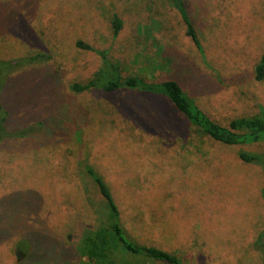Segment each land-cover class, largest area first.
Returning <instances> with one entry per match:
<instances>
[{
    "label": "rangeland",
    "instance_id": "obj_1",
    "mask_svg": "<svg viewBox=\"0 0 264 264\" xmlns=\"http://www.w3.org/2000/svg\"><path fill=\"white\" fill-rule=\"evenodd\" d=\"M186 2L202 50L168 0H0V61L50 57L17 65L2 93L0 264H87L84 237L111 223L89 165L138 243L185 264H264V161L239 157L264 159V141L216 142L157 92L71 89L102 51L124 79L177 81L221 125L261 115L264 0ZM112 261L165 264L119 246Z\"/></svg>",
    "mask_w": 264,
    "mask_h": 264
},
{
    "label": "trees",
    "instance_id": "obj_2",
    "mask_svg": "<svg viewBox=\"0 0 264 264\" xmlns=\"http://www.w3.org/2000/svg\"><path fill=\"white\" fill-rule=\"evenodd\" d=\"M168 2L182 17L187 28V36L192 38L199 50H202L201 39L197 35L191 20L186 0H168ZM114 26L115 34L118 35L122 29V22L116 19ZM78 47L96 52L94 48L83 43H79ZM96 53L103 59V66L88 84H73L71 86L72 91L80 93L92 89H103V91L110 92L127 87L133 90H145L148 93L157 92V94L165 96L176 110L188 119L192 126H195L201 130L204 135L216 142L225 145H240L264 141V108H261V115L239 117L232 120L228 126L221 125L198 107L196 105L197 103L187 95L177 81L168 80L164 83L153 85L144 83L142 80L136 78L124 79L118 66L108 61L105 52L100 51ZM44 59L47 60L50 59V57L37 54L31 56L25 62L20 61L15 63L0 61V142L9 137V133L7 132L8 114L2 102V93L6 88V82L9 80L10 74L14 72L17 65L33 64ZM105 78H107V81ZM256 78L258 81L264 80V56L256 66ZM239 157L247 163H259L261 160L264 161L262 156L243 152L239 154ZM85 171L95 183L100 195L109 206L111 216L109 229L100 228L90 232L84 237L81 250L88 260L87 264H117L112 261V256L117 246L130 255L147 260L165 264H185L176 254L169 253L157 247L143 245L133 240L122 225L119 206H117L108 184L92 166H86ZM255 247L264 255V233L258 238ZM24 255L26 256V254Z\"/></svg>",
    "mask_w": 264,
    "mask_h": 264
}]
</instances>
